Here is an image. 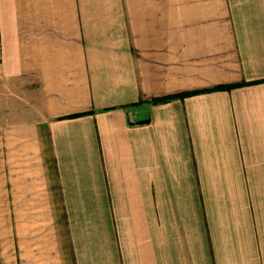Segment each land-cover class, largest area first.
Returning <instances> with one entry per match:
<instances>
[{"label":"crops","instance_id":"0c3cea01","mask_svg":"<svg viewBox=\"0 0 264 264\" xmlns=\"http://www.w3.org/2000/svg\"><path fill=\"white\" fill-rule=\"evenodd\" d=\"M0 264H264V0H0Z\"/></svg>","mask_w":264,"mask_h":264},{"label":"trees","instance_id":"16d2710c","mask_svg":"<svg viewBox=\"0 0 264 264\" xmlns=\"http://www.w3.org/2000/svg\"><path fill=\"white\" fill-rule=\"evenodd\" d=\"M232 88H234V87L218 88L217 90H218V91H221V90H223V91H228V90H230V89H232ZM173 99H174V98H167V99H162V100H155V101L153 102V104H163V103H168V102L172 101Z\"/></svg>","mask_w":264,"mask_h":264}]
</instances>
